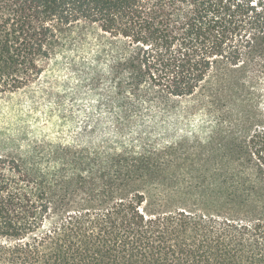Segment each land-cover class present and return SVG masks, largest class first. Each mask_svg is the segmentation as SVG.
Wrapping results in <instances>:
<instances>
[{"label": "trees", "instance_id": "trees-1", "mask_svg": "<svg viewBox=\"0 0 264 264\" xmlns=\"http://www.w3.org/2000/svg\"><path fill=\"white\" fill-rule=\"evenodd\" d=\"M31 111L0 264H264V0H0V118Z\"/></svg>", "mask_w": 264, "mask_h": 264}, {"label": "rangeland", "instance_id": "rangeland-1", "mask_svg": "<svg viewBox=\"0 0 264 264\" xmlns=\"http://www.w3.org/2000/svg\"><path fill=\"white\" fill-rule=\"evenodd\" d=\"M31 116H26L22 118H10V117H2L0 118V134L3 132H7L10 127L13 126L14 122L19 123L23 126V131L25 134L31 135L35 132L36 127L43 125L44 123L50 126L52 122V118H37V112L31 111ZM46 120V121H45Z\"/></svg>", "mask_w": 264, "mask_h": 264}]
</instances>
